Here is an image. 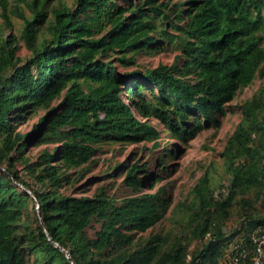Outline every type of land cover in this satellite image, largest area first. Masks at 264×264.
Instances as JSON below:
<instances>
[{
  "label": "trees",
  "instance_id": "1",
  "mask_svg": "<svg viewBox=\"0 0 264 264\" xmlns=\"http://www.w3.org/2000/svg\"><path fill=\"white\" fill-rule=\"evenodd\" d=\"M19 1L32 13L19 14L31 56L22 59L16 37L0 33V264H222L239 235L264 225V215L248 214L247 226L225 231L236 196L255 192L264 202V88L241 107L223 153L227 189L217 192L206 173L181 205L189 234L137 239L167 214L166 187L122 200L105 187L81 197L62 190L101 144L153 143L158 150L164 131L188 145L205 127L218 128L237 93L264 78V0H77L75 8L58 3L51 16V0ZM168 45L178 51L171 65L120 71ZM40 110L46 115L32 132L16 130ZM47 144L56 146L36 162L24 155ZM175 154L154 161L160 173L169 175ZM124 167V183L135 192L162 180L148 162ZM241 203L251 207L246 198ZM31 204L35 228L26 217ZM192 240L200 243L193 251Z\"/></svg>",
  "mask_w": 264,
  "mask_h": 264
},
{
  "label": "rangeland",
  "instance_id": "2",
  "mask_svg": "<svg viewBox=\"0 0 264 264\" xmlns=\"http://www.w3.org/2000/svg\"><path fill=\"white\" fill-rule=\"evenodd\" d=\"M63 3L70 8H75L77 0H51L47 5L49 16L52 9ZM7 7L4 8L3 1L0 0V33L6 36H15L18 41L17 55L26 60L31 56V52L27 49L25 41L22 37L24 30V20L19 14L23 13L26 17L31 18L32 13L27 3L19 0H6ZM6 16L13 25L10 29L7 25ZM46 26L42 27L40 37L46 34ZM178 51L175 45H168L160 53L149 54L143 53L137 57V64L133 66L119 65L121 72H131L135 69H153L161 63L171 65ZM264 88V78H257L250 86L240 90L234 100L227 105V115L222 118L218 128L205 127L198 135L191 140L188 145L183 144L179 140H174L165 131L162 133V147L153 150V143L139 144H122V143H104L98 146V152L94 157V162L87 167L72 170L69 174L73 180L71 185L65 187L62 193L67 196H93L100 188L105 187L108 194L122 200L134 195H141L149 192H156L161 187H166L167 196L170 198L171 204L164 219L145 233L137 235V239L143 241L153 234L180 236L188 232V215L181 206L192 200V189L198 181L209 173L212 179V185L217 192L220 186L227 189L231 182V176L227 174L223 153L226 149L229 139L236 131L238 125L243 119L241 107ZM60 101L54 105H58ZM46 115V111L40 110L36 115H29L27 120L19 123L16 130L24 134H28L34 130L40 119ZM154 123L158 124L156 121ZM56 145H32L24 151V155L36 162L40 154L45 149L53 150ZM173 150L176 154L175 158H169V175L160 173L159 168L154 164L155 160L165 158V154ZM136 162L143 164L148 162L150 170L155 174H161L162 180L154 184L152 187H145L142 192H135L128 188L125 183L126 167L132 166ZM116 166H122L119 170H115ZM18 170L24 174V165L18 164ZM31 181L29 177H26ZM40 188V187H36ZM242 198L251 201V207H244L241 203ZM256 200V193L251 192L245 197L236 196L235 206L232 209L231 217L226 222L225 231L229 234L240 230L242 226H247L248 214L255 216L264 215V202ZM33 205L29 206L26 217L30 220L31 226L34 228L38 225L36 217L37 213L33 209ZM40 216V215H39ZM39 224L44 225L41 221ZM100 229V224H96L94 229H89L88 234L95 236L96 231ZM210 236L207 237L209 239ZM200 245L198 241L190 242V250L193 251Z\"/></svg>",
  "mask_w": 264,
  "mask_h": 264
},
{
  "label": "built area",
  "instance_id": "3",
  "mask_svg": "<svg viewBox=\"0 0 264 264\" xmlns=\"http://www.w3.org/2000/svg\"><path fill=\"white\" fill-rule=\"evenodd\" d=\"M222 264H264V225L239 235L227 249Z\"/></svg>",
  "mask_w": 264,
  "mask_h": 264
},
{
  "label": "water",
  "instance_id": "4",
  "mask_svg": "<svg viewBox=\"0 0 264 264\" xmlns=\"http://www.w3.org/2000/svg\"><path fill=\"white\" fill-rule=\"evenodd\" d=\"M29 193H30L31 195L35 196L33 192L29 191ZM45 228H46V233H47V235L49 236L50 240L55 244V246H56L57 248L61 249L63 252H65V253L68 255V258L71 259V255H70V253H69L66 249H64L63 247H61V245H59L58 243H55V241H54L53 238L51 237V235H50V233H49V230L47 229L46 226H45Z\"/></svg>",
  "mask_w": 264,
  "mask_h": 264
}]
</instances>
